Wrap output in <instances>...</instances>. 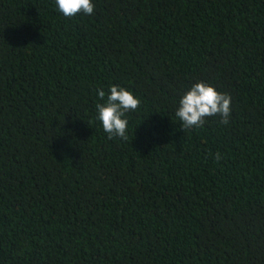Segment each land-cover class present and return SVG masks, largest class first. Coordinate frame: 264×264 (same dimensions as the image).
Instances as JSON below:
<instances>
[{
    "label": "trees",
    "instance_id": "obj_1",
    "mask_svg": "<svg viewBox=\"0 0 264 264\" xmlns=\"http://www.w3.org/2000/svg\"><path fill=\"white\" fill-rule=\"evenodd\" d=\"M93 3L0 0V264H264V0ZM197 82L229 124L182 130ZM113 85L127 141L96 119Z\"/></svg>",
    "mask_w": 264,
    "mask_h": 264
},
{
    "label": "clouds",
    "instance_id": "obj_2",
    "mask_svg": "<svg viewBox=\"0 0 264 264\" xmlns=\"http://www.w3.org/2000/svg\"><path fill=\"white\" fill-rule=\"evenodd\" d=\"M59 12L66 18L79 14L92 15L95 5L93 0H55ZM98 97L103 102L96 104V119L102 123L108 139L119 138L127 141L128 119L126 115L138 110L141 101L126 88L113 85L105 99V92L97 90ZM231 96L219 92L214 86L205 82L192 85L180 99L175 115L185 132L202 128L206 119L219 116L220 122L229 124L231 117ZM220 159V154H216Z\"/></svg>",
    "mask_w": 264,
    "mask_h": 264
}]
</instances>
